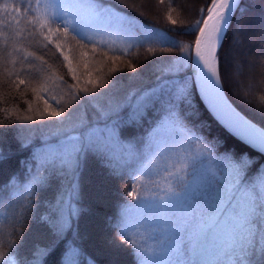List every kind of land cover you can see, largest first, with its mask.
I'll list each match as a JSON object with an SVG mask.
<instances>
[{
	"label": "trees",
	"instance_id": "16d2710c",
	"mask_svg": "<svg viewBox=\"0 0 264 264\" xmlns=\"http://www.w3.org/2000/svg\"><path fill=\"white\" fill-rule=\"evenodd\" d=\"M209 2L100 0L105 7L126 14L134 25L162 30L177 42L176 46L156 42L136 46V42L142 40L139 30L131 36L113 30L111 36L115 40L114 50L109 51L97 42L93 52V43L84 40L86 46L81 47L76 40L71 39V35L65 39L57 33L52 36V40L61 45V55L54 43H48L37 33L32 43L24 42V47L35 52L36 56H42L47 64L42 65L41 61L28 57L25 63L35 67L26 71H20L19 60L15 65L11 62L13 56L20 54L8 56L7 52L19 40L15 32L25 26L27 18L17 17L21 20L19 26L15 23L0 25V32L6 33L8 38V45L5 46L4 37H0V213L8 217L7 227L0 231V239L6 243L13 227L18 230L11 237L17 241L14 251L18 264H30L37 249L47 250L41 257V264H63L69 246L78 247L84 255L92 256L95 264H137L132 246L119 239L117 224L123 212L134 201L129 195L134 185L130 174L136 173L137 167L150 156L130 157L122 161L118 168H114L108 159L97 152L86 151L81 154L78 168L62 167L59 164L41 166V161L49 153L44 148L52 146L51 150H54L69 145V137L80 135L85 130L75 127L81 121L89 127L103 129L105 126L112 128L115 122L120 140L135 145L142 152L149 133L162 125L166 112L162 100H158L144 110L142 117L134 119L133 94L139 95L154 87L171 58L182 55V45L194 44V35H188L186 29L200 18L199 9L207 7ZM4 3L20 6V0H0V6ZM9 13L15 15L12 9L5 12L0 7V20H10ZM57 26L63 27L59 21L52 25L53 29ZM26 28L27 31L35 30L31 24ZM108 38V35H104V39ZM42 43H46L47 47H42ZM128 45L132 47L128 48L127 53L120 51ZM189 51L194 55V49L190 48ZM64 55L71 60L76 80L72 79L68 71ZM217 55L220 83L225 96L245 116L264 126V0H242ZM47 65L52 68L48 69ZM52 71L56 77H63L62 81L55 77L53 79L54 94L63 96L64 100L69 99L66 93L69 92L70 84L75 83L80 88L96 87L92 94L94 98L85 97L81 93L82 102L79 110L73 113L71 121L59 123V118L55 117L39 119V111L46 105L32 89L39 90ZM9 72L13 74L9 75ZM191 74L190 70H186L176 78L182 79ZM21 80L25 83L21 84ZM88 81L93 84L89 85ZM48 83L51 85L53 81L48 80ZM192 97L191 107L180 105V116L206 142L216 145V156L226 151L234 153L236 157L246 154L253 161L248 172L250 177L264 168V153L245 145L220 125L207 109L195 85ZM48 103L56 108L51 100ZM113 110L118 115L111 118H102L100 115L101 111ZM26 115H35L37 118H19ZM160 131L158 129V135ZM38 170L44 176L43 182L28 197L31 206L23 223L19 224L16 215L20 206L26 203L22 197H27L25 189ZM69 205L76 209V214L70 217V227L58 235L55 226L62 214L68 215Z\"/></svg>",
	"mask_w": 264,
	"mask_h": 264
},
{
	"label": "snow or ice",
	"instance_id": "6c2138e0",
	"mask_svg": "<svg viewBox=\"0 0 264 264\" xmlns=\"http://www.w3.org/2000/svg\"><path fill=\"white\" fill-rule=\"evenodd\" d=\"M160 2L163 3V0ZM240 4L241 0H210L207 7H201L200 18L186 29L188 35H194V44L182 45V55L171 58V62L162 69V75L158 77V83L154 87L139 95L133 94L134 119L142 117L144 110L154 101L162 100L166 112L163 124L173 126L179 137L178 143L161 142L158 129L163 125H158L149 133L143 151L139 152L135 145L120 140L115 122L112 128L105 126L100 129L89 127L81 121L75 127L85 130L80 135L69 137V145L50 150L41 161V166L59 164L62 167L78 168L81 154L95 151L108 159L114 168H118L122 161L130 157L152 158L150 164L145 165L139 174H130L134 185L129 195L137 201L130 207L142 210L144 219L133 222L126 209L117 224L118 237L132 246L137 264H264V168L257 170L255 175L250 177L248 172L253 161L246 154L236 157L234 153L226 151L216 156V145H210L197 131L189 128L179 111L181 104L192 106V88L195 85L207 109L220 125L245 145L264 152V126L253 122L228 102L223 94L218 71L217 50ZM0 7L5 12L12 9L15 13H9L10 20H0V25L15 23L19 26L21 20L17 17L27 18L24 21L25 26L19 27L15 32L19 40L15 41L11 45V51L7 52L8 56L13 53L20 54L13 56L11 61L15 65L19 60L20 71L35 67L31 63H25L28 57H34L41 61L42 65L47 64L42 56H36L35 52L24 47V42L32 43L37 33L48 43H54L61 55V45L52 40V36L57 33L65 39L71 35V39L76 40L81 47L86 46L83 44L84 40L93 43V52L97 42L106 46L109 51L114 50L115 40L111 36L113 30L129 36L139 30L142 40H138L136 46L148 42L171 43L174 46L177 44L160 29L134 25L114 8L105 7L100 0H20V6L4 3ZM56 21L63 27L57 26L53 29L52 25ZM172 23L175 24L176 21L173 20ZM28 24L35 30L27 31ZM104 35L109 38L104 39ZM0 37H4L3 43L7 46L6 33L0 32ZM41 46L47 47V44L42 43ZM129 47L132 45L120 51L127 53ZM190 48L194 49V55L190 53ZM63 58L67 61L72 79L76 80L71 60L66 55ZM47 68L51 69L52 66L47 65ZM186 70H190L192 74L182 79L176 78ZM53 77L63 80V77H56L52 71L39 90L32 89L38 99L46 105L39 111V119L55 117L59 118V123L71 121L73 113L79 110L82 102L81 93L85 94V97L94 98L92 94L96 87L80 88L75 83L70 84L69 92L66 93L69 99L64 100L63 96L54 94ZM48 80L53 83L50 85ZM20 83L25 82L21 80ZM88 83L93 84L92 81ZM49 100L56 108L48 103ZM100 115L102 118H111L118 113L114 110L101 111ZM19 118L34 120L37 117L26 115ZM161 159L170 162L161 177L162 184L149 179L151 164L159 163ZM43 179V174L38 170L25 189L27 197L22 198L26 203L20 206L16 215L19 224L23 223L31 206L28 197L33 195V189L42 183ZM145 182L150 183L152 187L141 192L136 185L144 186ZM75 214L76 209L69 205L68 215L62 214L55 226L58 235L70 227V217ZM0 217L2 231L7 227L8 217L3 213H0ZM145 225L147 228L142 232L141 229L145 228ZM17 231L13 227L6 243L0 239V264H18L14 251L17 241L11 238ZM46 251L37 249L30 264H41V257ZM79 256V250L69 246L64 254L63 264H80ZM224 257L228 259L225 260ZM89 264L93 262L89 261Z\"/></svg>",
	"mask_w": 264,
	"mask_h": 264
},
{
	"label": "rangeland",
	"instance_id": "374dc122",
	"mask_svg": "<svg viewBox=\"0 0 264 264\" xmlns=\"http://www.w3.org/2000/svg\"><path fill=\"white\" fill-rule=\"evenodd\" d=\"M119 13L125 17H128L126 14H124L122 12H119ZM162 125L163 126L159 127V129L161 130L160 135H158L159 140L161 142H167V143H172L173 141L178 143L179 137L176 135V132H175L173 126L171 124H163V123H162ZM100 129H103V128H100ZM51 147L52 146H47L44 149L46 150V152H49L51 150ZM151 159L152 158L149 157L147 159V161H145L144 163H141L137 167L136 174H139V171L145 165H149L151 162ZM169 163L170 162L168 160H165V159L159 160V163H152L151 164L152 171H151V175H150L149 179L154 181V182H158V183L162 184L163 181H162L161 177L164 175L166 169H168ZM136 187H138L141 192H144L146 188H150V187H152V185L150 183L145 182L144 186L136 185ZM136 203H137V201L134 200L133 203L129 204V206L127 207L128 214H129V216L133 222L142 221L144 219V216H145V214L142 212V210L130 207V205H134ZM146 228H147V225H145V228H142L141 231L145 232ZM150 242L151 241H149V243ZM75 248H77L80 252V256H79L80 264H89V261H92L93 264H95V260L92 256L84 255L83 253H81V251L78 247H75ZM223 259L227 260L228 258L224 257ZM63 260H64V257H63Z\"/></svg>",
	"mask_w": 264,
	"mask_h": 264
},
{
	"label": "water",
	"instance_id": "95a60500",
	"mask_svg": "<svg viewBox=\"0 0 264 264\" xmlns=\"http://www.w3.org/2000/svg\"><path fill=\"white\" fill-rule=\"evenodd\" d=\"M241 2H242V0H241ZM235 15V14H234ZM198 89V88H197ZM198 92H199V90H198ZM224 94V93H223ZM200 95V94H199ZM224 96H225V94H224ZM226 97V96H225ZM226 99H227V97H226ZM228 100V99H227ZM203 101V100H202ZM204 102V101H203ZM228 102L229 103H231L229 100H228ZM205 104V103H204ZM232 104V103H231ZM233 105V104H232ZM234 106V105H233ZM207 107V106H206ZM235 107V106H234ZM236 108V107H235ZM237 109V108H236ZM238 110V109H237ZM238 111H240V110H238ZM241 112V111H240ZM242 113V112H241ZM243 114V113H242ZM244 115V114H243ZM247 117V116H246ZM248 118V117H247ZM264 153V152H263Z\"/></svg>",
	"mask_w": 264,
	"mask_h": 264
}]
</instances>
